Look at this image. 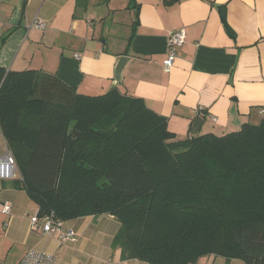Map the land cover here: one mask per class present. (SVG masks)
Masks as SVG:
<instances>
[{
    "label": "trees",
    "instance_id": "1",
    "mask_svg": "<svg viewBox=\"0 0 264 264\" xmlns=\"http://www.w3.org/2000/svg\"><path fill=\"white\" fill-rule=\"evenodd\" d=\"M0 132L38 214L112 215L122 259L264 264V114L178 139L142 98L0 67Z\"/></svg>",
    "mask_w": 264,
    "mask_h": 264
},
{
    "label": "crops",
    "instance_id": "2",
    "mask_svg": "<svg viewBox=\"0 0 264 264\" xmlns=\"http://www.w3.org/2000/svg\"><path fill=\"white\" fill-rule=\"evenodd\" d=\"M89 2L0 0V67L39 70L84 95L116 89L142 98L167 118L178 139L193 135L195 123L196 133L217 135L259 123L264 114V0H128L130 36L116 50L82 44L79 12L85 13ZM35 18L45 22L43 29L32 26ZM180 27L185 42L165 71L168 34ZM122 55L128 59L117 82L114 68ZM197 107L203 111L197 113ZM5 149L0 132V155ZM13 183L0 179V203L11 205L9 214L0 213L4 264H19L31 250L53 254L55 264H148L121 258L120 247L113 245L119 222L109 214L65 220L63 229L75 231L74 241L32 228L30 218L38 207ZM197 264L244 263L208 255Z\"/></svg>",
    "mask_w": 264,
    "mask_h": 264
},
{
    "label": "built area",
    "instance_id": "3",
    "mask_svg": "<svg viewBox=\"0 0 264 264\" xmlns=\"http://www.w3.org/2000/svg\"><path fill=\"white\" fill-rule=\"evenodd\" d=\"M45 22L35 18L32 26L39 29L45 27ZM185 42V30L183 27L176 28L169 32L167 39V52L163 61L164 70L169 71L172 66L177 49ZM197 113L203 111V107L195 109ZM261 112H264L262 109ZM215 119V118H214ZM19 170L15 157L11 150L7 147L5 152L0 155V179H14L18 177ZM11 205L7 202L0 203V213L9 214ZM31 227L38 228L45 234L58 233L61 240H76V233L72 228L63 229L64 220L58 219L52 213L40 216L38 213L31 218ZM0 264H4L0 261ZM19 264H55V256L51 253L43 251H28L20 260Z\"/></svg>",
    "mask_w": 264,
    "mask_h": 264
},
{
    "label": "rangeland",
    "instance_id": "4",
    "mask_svg": "<svg viewBox=\"0 0 264 264\" xmlns=\"http://www.w3.org/2000/svg\"><path fill=\"white\" fill-rule=\"evenodd\" d=\"M127 2L128 0H112L110 3L104 0H90L87 11L79 12L83 24H80L77 33L82 44L93 49L96 47L92 45L105 47L107 50L124 47L131 30V17L125 9ZM86 19L90 21V25H85Z\"/></svg>",
    "mask_w": 264,
    "mask_h": 264
},
{
    "label": "water",
    "instance_id": "5",
    "mask_svg": "<svg viewBox=\"0 0 264 264\" xmlns=\"http://www.w3.org/2000/svg\"><path fill=\"white\" fill-rule=\"evenodd\" d=\"M223 13H224V11H223ZM127 59H128L127 56L122 55L118 58V60L115 64L114 79L117 82L121 81L122 69H123V66H124L125 62L127 61ZM197 129H198V125H197V123H195L193 128H192V133L195 134L197 132Z\"/></svg>",
    "mask_w": 264,
    "mask_h": 264
}]
</instances>
